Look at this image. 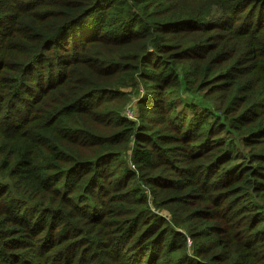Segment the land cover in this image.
<instances>
[{"label":"trees","instance_id":"trees-1","mask_svg":"<svg viewBox=\"0 0 264 264\" xmlns=\"http://www.w3.org/2000/svg\"><path fill=\"white\" fill-rule=\"evenodd\" d=\"M0 264H264V0H0Z\"/></svg>","mask_w":264,"mask_h":264},{"label":"built area","instance_id":"built-area-1","mask_svg":"<svg viewBox=\"0 0 264 264\" xmlns=\"http://www.w3.org/2000/svg\"><path fill=\"white\" fill-rule=\"evenodd\" d=\"M125 112H126L127 117L131 119H136L137 113H136L135 107L133 106V102L128 104Z\"/></svg>","mask_w":264,"mask_h":264},{"label":"rangeland","instance_id":"rangeland-1","mask_svg":"<svg viewBox=\"0 0 264 264\" xmlns=\"http://www.w3.org/2000/svg\"><path fill=\"white\" fill-rule=\"evenodd\" d=\"M135 107V106H134Z\"/></svg>","mask_w":264,"mask_h":264}]
</instances>
